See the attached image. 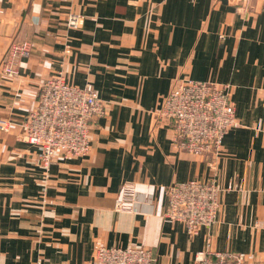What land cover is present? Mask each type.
Returning a JSON list of instances; mask_svg holds the SVG:
<instances>
[{
  "label": "crops",
  "instance_id": "0c3cea01",
  "mask_svg": "<svg viewBox=\"0 0 264 264\" xmlns=\"http://www.w3.org/2000/svg\"><path fill=\"white\" fill-rule=\"evenodd\" d=\"M251 6L243 16L228 0H0V58L12 41L31 44L16 77L0 76V264H93L99 245L150 248L152 264H193L207 247L264 264V0ZM69 12L80 27L66 25ZM60 70L107 108L86 156L43 166L21 132L40 83ZM183 77L228 85L236 123L215 170L176 149L155 114ZM212 177L213 225L189 234L163 215L168 184ZM124 183L134 198L115 210Z\"/></svg>",
  "mask_w": 264,
  "mask_h": 264
},
{
  "label": "built area",
  "instance_id": "2783aa9c",
  "mask_svg": "<svg viewBox=\"0 0 264 264\" xmlns=\"http://www.w3.org/2000/svg\"><path fill=\"white\" fill-rule=\"evenodd\" d=\"M243 1L241 7L235 8L242 9L247 0ZM82 18L78 13L70 12L67 26H80ZM29 51L27 42L11 44L0 63V74L14 78L17 62ZM106 108V102L97 96L91 84L73 85L67 82L63 73L49 76L39 85L36 105L24 118L21 137L28 143L37 144V158L44 166H48L57 154L86 156L90 151L91 120L103 115ZM155 114L158 118L168 119L171 143L176 149L201 157L212 170L216 169L223 138L236 123L234 104L226 84L178 78ZM7 125L8 120L1 118L0 128L5 130ZM220 191L213 177L171 182L165 189L163 215L182 221L186 231L195 234L201 226H211L217 221ZM134 194V185L124 183L114 209H122L126 202L132 201ZM152 261L150 248L99 245L91 263L152 264ZM193 264L246 263L242 252L212 251L207 247L194 253Z\"/></svg>",
  "mask_w": 264,
  "mask_h": 264
},
{
  "label": "rangeland",
  "instance_id": "374dc122",
  "mask_svg": "<svg viewBox=\"0 0 264 264\" xmlns=\"http://www.w3.org/2000/svg\"><path fill=\"white\" fill-rule=\"evenodd\" d=\"M251 1L252 0H247L246 1V4H245V6L242 8V9H236L235 8V6H239V7H241L242 5H243V0H232L231 1V4H232V6H233V8H234V10L236 9L238 12H236V13H238V14H240V15H243V16H246L247 14H249V13H251V9H252V6H251ZM70 14V12L67 14V16H66V21H67V18H68V15ZM65 21V22H66ZM82 24H83V18H82ZM81 24V25H82ZM66 25H67V22H66ZM80 25V26H81ZM80 26H78V27H80ZM78 27H76V28H78ZM15 42H27V41H12V42H10L9 43V45L7 46V48H9V46L11 45V44H13V43H15ZM28 44H29V54H30V52H31V44L29 43V42H27ZM6 48V49H7ZM6 49H5V51H6ZM5 51H4V53L2 54V57L0 58V63H1V61H2V59H3V57H4V55H5ZM29 54L27 55V56H29ZM26 56V57H27ZM24 57H21L20 58V60L17 62V64H16V68H17V74H18V65H19V63H20V61L23 59ZM62 74V71L60 70V71H58L56 74H54V75H52V76H56V75H58V74ZM0 76H2L1 74H0ZM63 76H64V74H63ZM3 78H5L4 76H2ZM16 77V76H15ZM14 77V78H15ZM65 77V76H64ZM6 79H9V78H6ZM10 79H13V78H10ZM9 79V80H10ZM68 82V81H67ZM69 83V82H68ZM224 84V83H223ZM73 85H75V84H73ZM85 85V84H84ZM83 85V86H84ZM227 85V84H226ZM228 86V85H227ZM1 120V119H0ZM1 129V128H0ZM24 129V128H23ZM1 130H3V131H6L7 130V128L4 130V129H1ZM30 144H33V145H36L37 146V144H35V143H30ZM37 150H38V148H37ZM53 161V160H52ZM43 165V164H42ZM44 166V165H43Z\"/></svg>",
  "mask_w": 264,
  "mask_h": 264
},
{
  "label": "water",
  "instance_id": "95a60500",
  "mask_svg": "<svg viewBox=\"0 0 264 264\" xmlns=\"http://www.w3.org/2000/svg\"><path fill=\"white\" fill-rule=\"evenodd\" d=\"M223 1H227V0H223Z\"/></svg>",
  "mask_w": 264,
  "mask_h": 264
}]
</instances>
